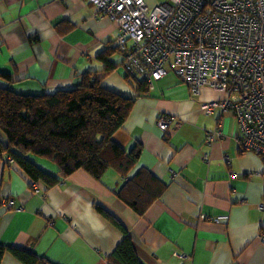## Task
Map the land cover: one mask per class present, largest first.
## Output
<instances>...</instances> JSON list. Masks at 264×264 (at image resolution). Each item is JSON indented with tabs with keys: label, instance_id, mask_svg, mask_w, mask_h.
<instances>
[{
	"label": "crops",
	"instance_id": "obj_1",
	"mask_svg": "<svg viewBox=\"0 0 264 264\" xmlns=\"http://www.w3.org/2000/svg\"><path fill=\"white\" fill-rule=\"evenodd\" d=\"M118 33V23L89 0H0V85L54 93L97 73L106 88L136 95L113 139L128 150L141 146L128 178L147 168L165 184L141 216L113 191L127 178L113 168L101 180L80 169L37 192L5 153L0 242L29 247L55 264H109L125 228L143 264H264V156L241 146L231 109L200 110L225 94L205 87L195 96L174 73L153 85L141 78L147 90H137L138 77L123 69ZM164 114L176 117L165 131L157 123ZM0 140H6L1 129ZM36 161L58 173L53 161ZM1 264L24 263L6 252Z\"/></svg>",
	"mask_w": 264,
	"mask_h": 264
},
{
	"label": "built area",
	"instance_id": "obj_2",
	"mask_svg": "<svg viewBox=\"0 0 264 264\" xmlns=\"http://www.w3.org/2000/svg\"><path fill=\"white\" fill-rule=\"evenodd\" d=\"M89 1L118 23L126 74L153 85L174 73L195 96L205 87L223 92L200 110L231 109L241 146L264 156V0H165L152 10L145 0ZM175 121L164 114L157 123L165 131Z\"/></svg>",
	"mask_w": 264,
	"mask_h": 264
},
{
	"label": "trees",
	"instance_id": "obj_3",
	"mask_svg": "<svg viewBox=\"0 0 264 264\" xmlns=\"http://www.w3.org/2000/svg\"><path fill=\"white\" fill-rule=\"evenodd\" d=\"M101 58L111 69L107 55L101 54ZM135 81L137 90H147L144 81ZM135 98L136 95L125 96L106 88L97 73H84L76 87L54 93H21L0 85V129L6 136L5 141L0 140V157L8 154L30 183L46 187L59 184L80 169L101 180L113 168L127 177L113 191L142 216L161 195L165 184L147 168L128 178L140 157L141 146L128 150L113 139L123 127ZM39 157L56 163L58 173L40 166L36 161ZM99 209L123 227L113 215ZM122 229L125 235L108 256L109 264H143L132 237ZM6 252L24 264H55L29 247L1 242L0 264Z\"/></svg>",
	"mask_w": 264,
	"mask_h": 264
},
{
	"label": "rangeland",
	"instance_id": "obj_4",
	"mask_svg": "<svg viewBox=\"0 0 264 264\" xmlns=\"http://www.w3.org/2000/svg\"><path fill=\"white\" fill-rule=\"evenodd\" d=\"M149 8L152 10L155 6L159 5L161 2L165 0H145ZM129 78V77H128ZM132 76H130V79ZM141 76H138V79L141 80Z\"/></svg>",
	"mask_w": 264,
	"mask_h": 264
}]
</instances>
